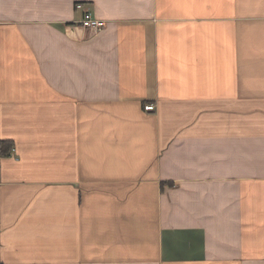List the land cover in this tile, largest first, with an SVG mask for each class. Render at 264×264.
<instances>
[{"label": "crops", "instance_id": "0c3cea01", "mask_svg": "<svg viewBox=\"0 0 264 264\" xmlns=\"http://www.w3.org/2000/svg\"><path fill=\"white\" fill-rule=\"evenodd\" d=\"M0 140V264H264V0H0Z\"/></svg>", "mask_w": 264, "mask_h": 264}, {"label": "built area", "instance_id": "2783aa9c", "mask_svg": "<svg viewBox=\"0 0 264 264\" xmlns=\"http://www.w3.org/2000/svg\"><path fill=\"white\" fill-rule=\"evenodd\" d=\"M75 9L80 10L82 13V17L80 20L82 27L88 29H95V30H100L104 27L105 23L102 20L96 18L91 12V10L85 7V4L76 3ZM144 109L146 111H152L154 110V105L148 104L144 107ZM13 153H14V149L12 148L9 156L13 155Z\"/></svg>", "mask_w": 264, "mask_h": 264}, {"label": "trees", "instance_id": "16d2710c", "mask_svg": "<svg viewBox=\"0 0 264 264\" xmlns=\"http://www.w3.org/2000/svg\"><path fill=\"white\" fill-rule=\"evenodd\" d=\"M11 149V142H5L0 140V156H9Z\"/></svg>", "mask_w": 264, "mask_h": 264}]
</instances>
